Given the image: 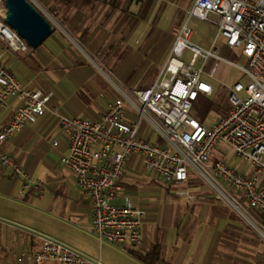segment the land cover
<instances>
[{
  "label": "crops",
  "instance_id": "1",
  "mask_svg": "<svg viewBox=\"0 0 264 264\" xmlns=\"http://www.w3.org/2000/svg\"><path fill=\"white\" fill-rule=\"evenodd\" d=\"M31 1L52 22V32L39 46L25 49H15L0 39L2 62L25 87H40L52 95L45 113L15 131L2 146L32 180L43 182L44 190H28L22 195L19 191L23 179L19 174L10 169L0 174V264H17V254L38 247L40 237L59 240L93 259L96 241L101 242L91 229V200L61 161L68 151L69 139L59 119L63 115L99 118L122 88L114 81L109 84L99 64L89 56L91 64L82 51L88 49L107 66L115 61L117 76L127 92L132 87L147 86L156 79L171 51L178 31L174 24L185 19L194 0ZM119 49L127 52L118 56ZM151 63L156 65L153 80L144 76ZM211 63L212 60L208 62ZM16 101L15 96H10L5 106H0V124L11 118ZM152 139L157 141L158 137ZM216 158L221 157L211 154V160ZM156 176L143 167L140 154L128 156L114 201L128 199L144 210V216H150L143 217V242L124 247H132V253L147 254L154 244H159L160 259L154 264H264V243L254 239L250 226H238L237 221L220 213L196 216L190 209L197 198L191 202L184 197L183 203L167 198L172 206L163 216L161 209H156L160 206L156 199L158 193L163 197L171 192L173 184L158 176L163 182L158 185ZM175 186L173 191L182 188ZM175 203L184 206L180 215ZM257 221L264 226L260 217ZM14 244L20 246L19 252ZM57 263L60 264L48 260L45 264Z\"/></svg>",
  "mask_w": 264,
  "mask_h": 264
},
{
  "label": "built area",
  "instance_id": "2",
  "mask_svg": "<svg viewBox=\"0 0 264 264\" xmlns=\"http://www.w3.org/2000/svg\"><path fill=\"white\" fill-rule=\"evenodd\" d=\"M6 14L7 7L0 0V39L15 49H25V40L7 24ZM195 21L210 29L206 42L194 38ZM233 48L240 49L244 64L221 54ZM187 50L191 55L186 61ZM3 52L0 48V106H5L10 96L17 101L11 118L0 124V174L5 169L19 174L23 179L19 191L22 195L28 190L41 193L43 182L32 180L2 145L15 131L45 113L52 92L22 85L2 62ZM221 60L238 67L246 82L237 80L228 87V110L217 114L207 125L194 116L193 105L200 94L213 93L212 84L203 74L212 76ZM119 90L99 118L63 115L59 119L69 139L68 151L61 161L90 197L91 229L100 242L106 240L123 247L143 242L144 210L128 199L122 203L114 201L131 153L142 156L146 170L174 185H183L189 172L197 171L213 186L217 198L229 199L239 210L245 202L264 224V0H194L156 79L145 87ZM143 119L149 121L164 143L147 134ZM219 141L250 162L248 173L223 158L211 160ZM224 185L235 192L228 194ZM173 192L191 202L197 198L189 188ZM40 238L38 247L17 254V264H45L48 260L101 264L59 240ZM21 241L24 242L23 237Z\"/></svg>",
  "mask_w": 264,
  "mask_h": 264
},
{
  "label": "rangeland",
  "instance_id": "3",
  "mask_svg": "<svg viewBox=\"0 0 264 264\" xmlns=\"http://www.w3.org/2000/svg\"><path fill=\"white\" fill-rule=\"evenodd\" d=\"M152 17L149 16V20H151ZM163 17L161 18V20ZM162 23H165L166 20L161 21ZM183 21H180L178 24L175 23L174 25H177V30L179 29L180 25ZM204 23L200 21H195L194 26L196 28V32L194 34V38L196 40H200L203 42L207 41V35L208 32L210 33V29H208V26H203ZM150 33V31H148ZM146 37V33L143 35L142 42L144 41ZM163 46V45H162ZM123 48V47H122ZM84 51H82V55L85 56L88 61L93 64V61L89 58V56L94 59V61L99 64V68L101 67V71L103 73V76L106 78L107 82L111 85H113V81L116 83L115 85H119L123 90L127 91V89L124 86L123 81L117 76L116 66L117 63L115 61L111 62L108 66L105 65L104 62L101 61V58L96 57L93 55L88 49L84 48ZM127 52V49H119L116 54L121 56ZM221 54L226 57L227 59L237 63V64H244L245 59L240 54L239 48H233L228 49L226 51H221ZM191 53L190 51H186L184 54V59L187 61L190 57ZM119 59V58H118ZM117 59V61H118ZM198 64V63H197ZM156 65L154 63L149 64L147 67L148 70L145 72V75H148V79H150L153 76V68ZM103 69V70H102ZM209 64L206 65L205 71H208ZM105 73V74H104ZM203 77L208 80L212 86H213V93L211 95H205L209 100H212L216 104H228V87L232 85L235 81L240 80L242 82H246V76L245 74L236 66L226 62V61H219V65L216 68L214 74L212 77H209L207 73L203 74ZM112 79V81H111ZM153 80V78H151ZM139 88V86L132 87L130 89H136ZM118 90V89H117ZM195 102V101H194ZM218 114V111L215 108L210 109L205 123L207 125H210L213 120L215 119V116ZM142 126L145 129H148L149 132L147 134L149 136H154L152 138L156 137V131L152 129L151 124L147 119L142 120ZM217 149L215 151H212V154H216L220 156L221 158H224L228 164L231 166H234L244 172H249L251 169V164L248 160L236 155L234 152H232L229 148V146L224 143L223 141H219L216 145ZM215 147V148H216ZM214 148V149H215ZM158 179L160 185L161 180L158 176H156ZM171 184V183H170ZM170 186V185H169ZM184 188H189V190L195 194H197V201L191 206L190 212L194 213L198 217L202 216H214L218 215L219 213L223 216H227L231 220H235L238 222V226L248 227L250 226L253 230V237L254 239H259L261 242L264 243V226L258 223L257 219L258 216L252 213V210L245 202H242L240 204V210L229 200L226 198H217L216 197V191L214 190L213 186L209 183L208 180H206L204 177L200 176V174L197 171L191 170L189 172V178L186 181L185 184L180 185ZM225 186V185H224ZM174 187H176L174 184L170 186V189L172 190L168 194H165V196H160V193H158L157 196V203L160 204L159 207L156 206V209H161L160 212L163 213V216L165 214V211L169 209L170 206H172V202L169 200L180 201V203H183L185 198L181 195H176L173 192ZM223 187V186H222ZM226 192L228 194H231L233 191L232 189H229L228 187H224ZM166 195H169L166 197ZM169 198V199H167ZM177 203V202H176ZM175 203V204H176ZM178 205V204H176ZM217 205V206H216ZM162 206V207H161ZM164 208V210H163ZM184 206L182 204H179L176 207L177 211L179 212V215L182 213ZM189 211V210H188ZM178 214V212H177ZM146 217L150 216L149 213L145 215ZM144 216V217H145ZM145 219V218H144ZM240 220V221H239ZM145 221V220H144ZM242 221V223H241ZM240 223V224H239ZM98 239V238H97ZM96 245L93 251V260H100L101 264H144L142 263L138 258H136L132 253V247H123L114 243H111L109 241L103 240L100 244L96 241ZM22 244V242H21ZM130 246V245H129ZM20 246L14 244V249L16 251L20 250ZM19 252V251H18ZM13 255H10V258H12ZM58 264V263H57Z\"/></svg>",
  "mask_w": 264,
  "mask_h": 264
},
{
  "label": "water",
  "instance_id": "4",
  "mask_svg": "<svg viewBox=\"0 0 264 264\" xmlns=\"http://www.w3.org/2000/svg\"><path fill=\"white\" fill-rule=\"evenodd\" d=\"M5 21L31 47L39 46L52 32V22L31 0H4Z\"/></svg>",
  "mask_w": 264,
  "mask_h": 264
},
{
  "label": "trees",
  "instance_id": "5",
  "mask_svg": "<svg viewBox=\"0 0 264 264\" xmlns=\"http://www.w3.org/2000/svg\"><path fill=\"white\" fill-rule=\"evenodd\" d=\"M29 46V45H27ZM31 47V46H29ZM146 86V85H145ZM143 86V87H145ZM215 108L218 113L223 114L228 110V104H216L212 100H209L205 95H199L197 99L194 102L193 105V114L195 117H197L201 122H205L206 117L210 111V109ZM157 142L164 143V140L161 137H158ZM252 213L257 215L256 212L252 210ZM134 255L148 263V264H154V261L157 259H160V245L154 244L151 251L147 254H142L140 252H133ZM163 264H171L169 262H163Z\"/></svg>",
  "mask_w": 264,
  "mask_h": 264
}]
</instances>
